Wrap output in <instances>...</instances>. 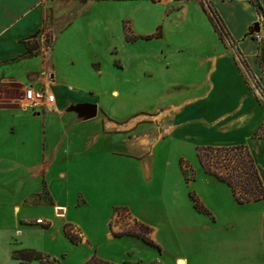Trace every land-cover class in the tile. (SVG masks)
Wrapping results in <instances>:
<instances>
[{"label": "rangeland", "instance_id": "374dc122", "mask_svg": "<svg viewBox=\"0 0 264 264\" xmlns=\"http://www.w3.org/2000/svg\"><path fill=\"white\" fill-rule=\"evenodd\" d=\"M41 15L38 31L22 41L25 50L19 58L42 55L50 59L53 49L59 79L80 84L87 88L86 92L89 89L86 96L100 100L103 128L105 118L108 122L114 121L103 107L115 108L114 113L117 106L123 108L118 114L125 117L115 120L117 126L104 130L112 137L135 136L145 153L156 146L163 150L155 162L159 166L149 181L171 183L173 197L185 199L200 216L186 236L181 235L180 228L175 236L168 237L160 226L150 227L151 231L146 232V226L132 216L129 206H115L111 198L100 207H92L79 198L75 218L81 226L64 225L67 242L58 236L50 239L48 234L35 230L20 235L19 223L12 227L7 224L8 229L0 230V264H23L13 258V252L25 247L55 259V262L33 261L34 264H74L81 258L84 264L93 256L115 264H144L140 258L143 253L148 254L147 264H179L177 258L181 251L188 249L195 254L199 250L203 239L197 227L204 224L203 221L209 223L228 213L244 216L264 211V202L246 207L236 203L233 204L236 210L232 211L225 205L226 208L217 209L216 195L222 200L234 196L226 193L224 183L203 171L196 156L197 146H231L240 142V138L232 134L239 125L222 124L225 119L223 122L213 117L208 109L212 104L210 98L205 102L208 112L205 118H200V124L194 114L182 119L184 112L196 111L192 103L171 104L172 95L180 94L196 81L202 82L201 94L212 88L206 86L207 82L212 81L216 73L223 74L220 66L217 67L222 61L221 65L228 64L239 72L246 87L264 108V96L252 79L249 67L208 0H44ZM262 31L260 39L252 35L259 49L264 46V24ZM223 105L222 108L229 106ZM21 107L29 108L25 102ZM189 121L193 131L180 138L173 137V133ZM168 139L183 140L189 150L180 151L179 143L171 149ZM253 142L248 140L243 144L252 154L259 174H264V140L256 145L262 163L253 152ZM112 148L120 149L121 143L115 140ZM206 153V160L216 155ZM141 157L145 155L141 153ZM182 165L186 175L182 173ZM9 190L18 192L13 188ZM195 202L202 205L201 211L196 209ZM19 203L39 206L48 203V199L44 190L24 197ZM29 210L32 220H27V224L38 229L47 226L43 221L47 213L39 207ZM57 211L58 215L62 214L61 209ZM261 233L260 250L264 255L263 228ZM137 234L145 235L149 242H143Z\"/></svg>", "mask_w": 264, "mask_h": 264}, {"label": "crops", "instance_id": "0c3cea01", "mask_svg": "<svg viewBox=\"0 0 264 264\" xmlns=\"http://www.w3.org/2000/svg\"><path fill=\"white\" fill-rule=\"evenodd\" d=\"M43 1L0 0V230L8 229L7 224L12 227L19 223L20 235L24 231L35 230L48 234L50 239L58 236L67 242L64 225L81 226L75 218L77 200L80 198L92 207H100L111 198L115 206H129L132 216L148 227L149 232L150 227L160 226L164 227L166 236L173 237L181 228V235L186 236L200 214L192 210L185 199L173 197L171 183L149 181L159 166L155 162L162 156L163 150L160 151L157 146L146 147L148 153H145L135 136L112 137L105 131L117 126L115 120L125 117L118 114V110L123 108L117 106L114 113L115 108L103 107L106 115L114 120L108 122L105 118L104 130L99 116L100 100L86 96L90 91L86 92L87 88L80 84L59 79L53 49L50 59L42 55L19 58L25 50L22 41L34 35L42 24ZM208 1L264 96V67L257 61L259 43L248 34L256 22L259 32H263L264 0H258L260 13L251 0ZM221 62L217 63V67L220 66L223 74H213L212 81L207 82L206 86L212 88L201 94L202 82L196 81L180 94L172 95L171 104L180 101L196 106V111L184 112L182 119L194 114L199 119L197 124L211 109L218 121L226 120L222 124L239 125V129L232 133L240 138L235 145L254 141L251 147L261 162L256 145L264 140V133L257 135L264 126V108L246 87L239 72L228 64L221 65ZM29 86L54 95L49 110L21 107L23 91ZM124 93L125 90L120 94ZM209 98L212 104L206 109L204 105ZM223 104L229 105L225 106L226 110L222 108ZM189 123L176 130L173 137L180 138L193 131ZM200 130L204 132V129ZM115 140L121 143L122 149L112 148ZM168 140L171 149L179 143L180 151L185 153L189 150L183 140ZM202 146L211 145L197 148ZM141 153L145 158L142 159ZM260 178L264 185L263 173ZM12 188L19 193L9 190ZM225 188L226 193L233 197L230 188ZM44 190L48 203L39 206H22L19 203L24 197ZM216 199L217 209L227 206L230 211L236 210L234 197H223L222 200L216 195ZM263 202L264 199L239 205L246 207ZM32 207H39L47 213L43 220L47 222L46 227L38 229L26 223L32 220L29 210ZM57 209H61L62 214L58 215ZM203 223L197 227V233L203 239L199 250L195 254L188 249L181 251L177 258L180 259L179 264H264V255L260 250L264 211L244 216L228 213L220 219ZM140 258L142 263L147 264L148 254L143 253ZM74 264H83V258Z\"/></svg>", "mask_w": 264, "mask_h": 264}, {"label": "trees", "instance_id": "16d2710c", "mask_svg": "<svg viewBox=\"0 0 264 264\" xmlns=\"http://www.w3.org/2000/svg\"><path fill=\"white\" fill-rule=\"evenodd\" d=\"M251 2L256 7L258 13H260L261 5L259 1L251 0ZM214 15L216 14L214 13ZM257 61L258 64L263 65L264 67V46L259 49ZM262 133H264V126L258 131L257 135L260 136ZM206 152H214L216 155H212L206 160L204 158L205 154H207ZM196 156L203 171L214 176L219 181L224 182L230 188L234 199L238 204L257 202L264 199V185L253 156L247 146H202L197 148ZM181 170L182 173L186 175V170L183 168V165L181 166ZM194 206L196 209L200 211L202 210V205L197 202L194 203ZM145 229L146 232L149 233V228L145 227ZM137 235L149 242L145 235ZM13 258L20 260L23 264H34L33 261L42 262V260L46 262H49V260L55 262V259L32 248L15 249L13 252ZM84 264L115 263L93 256Z\"/></svg>", "mask_w": 264, "mask_h": 264}, {"label": "built area", "instance_id": "2783aa9c", "mask_svg": "<svg viewBox=\"0 0 264 264\" xmlns=\"http://www.w3.org/2000/svg\"><path fill=\"white\" fill-rule=\"evenodd\" d=\"M256 39H260L261 36L258 33L253 34ZM54 95L52 93H46L42 90H36L31 86L27 87L23 91L22 100L32 110H49L54 102Z\"/></svg>", "mask_w": 264, "mask_h": 264}, {"label": "water", "instance_id": "95a60500", "mask_svg": "<svg viewBox=\"0 0 264 264\" xmlns=\"http://www.w3.org/2000/svg\"><path fill=\"white\" fill-rule=\"evenodd\" d=\"M260 30L259 24L256 22L253 27L249 30L248 34L253 35V33H258Z\"/></svg>", "mask_w": 264, "mask_h": 264}, {"label": "bare ground", "instance_id": "6f19581e", "mask_svg": "<svg viewBox=\"0 0 264 264\" xmlns=\"http://www.w3.org/2000/svg\"><path fill=\"white\" fill-rule=\"evenodd\" d=\"M61 217V216H60Z\"/></svg>", "mask_w": 264, "mask_h": 264}]
</instances>
